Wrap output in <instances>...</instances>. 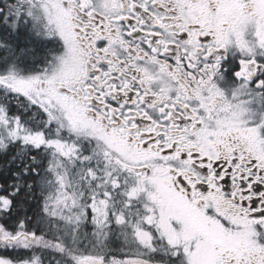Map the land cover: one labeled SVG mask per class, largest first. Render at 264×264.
Wrapping results in <instances>:
<instances>
[{
	"label": "snow or ice",
	"instance_id": "1",
	"mask_svg": "<svg viewBox=\"0 0 264 264\" xmlns=\"http://www.w3.org/2000/svg\"><path fill=\"white\" fill-rule=\"evenodd\" d=\"M0 264H264V0H0Z\"/></svg>",
	"mask_w": 264,
	"mask_h": 264
}]
</instances>
